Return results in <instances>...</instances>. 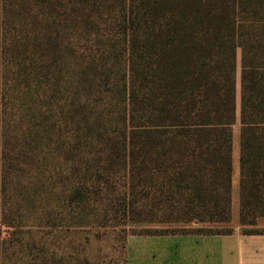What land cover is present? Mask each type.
<instances>
[{"label": "trees", "instance_id": "16d2710c", "mask_svg": "<svg viewBox=\"0 0 264 264\" xmlns=\"http://www.w3.org/2000/svg\"><path fill=\"white\" fill-rule=\"evenodd\" d=\"M237 122L254 225L264 0H0V230L229 222Z\"/></svg>", "mask_w": 264, "mask_h": 264}, {"label": "rangeland", "instance_id": "374dc122", "mask_svg": "<svg viewBox=\"0 0 264 264\" xmlns=\"http://www.w3.org/2000/svg\"><path fill=\"white\" fill-rule=\"evenodd\" d=\"M240 60V50L238 51ZM238 95L240 84H238ZM239 122L234 126V174L239 176ZM236 194V189L234 190ZM233 192V186H232ZM191 223H131L79 227L26 224L0 230V264H126L125 241L147 230L200 229ZM244 230H248L245 228Z\"/></svg>", "mask_w": 264, "mask_h": 264}, {"label": "crops", "instance_id": "0c3cea01", "mask_svg": "<svg viewBox=\"0 0 264 264\" xmlns=\"http://www.w3.org/2000/svg\"><path fill=\"white\" fill-rule=\"evenodd\" d=\"M236 175L233 172L231 221L192 223L202 230L129 234L125 241L126 264H264V216L258 217L254 225L240 224ZM245 228L255 231L245 232Z\"/></svg>", "mask_w": 264, "mask_h": 264}]
</instances>
